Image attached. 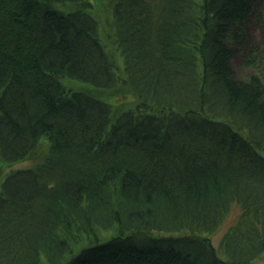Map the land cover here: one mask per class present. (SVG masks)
Segmentation results:
<instances>
[{
    "label": "trees",
    "instance_id": "trees-1",
    "mask_svg": "<svg viewBox=\"0 0 264 264\" xmlns=\"http://www.w3.org/2000/svg\"><path fill=\"white\" fill-rule=\"evenodd\" d=\"M88 6L0 0V158L49 139L0 177V264H264V48L248 25L264 35V0H113L123 76ZM248 48L257 67L238 77ZM61 77L140 102L114 117ZM234 205L221 255L209 234Z\"/></svg>",
    "mask_w": 264,
    "mask_h": 264
},
{
    "label": "rangeland",
    "instance_id": "rangeland-1",
    "mask_svg": "<svg viewBox=\"0 0 264 264\" xmlns=\"http://www.w3.org/2000/svg\"><path fill=\"white\" fill-rule=\"evenodd\" d=\"M89 6L87 10L92 13L97 21L99 22V33L102 41L105 44L106 50L111 54L114 58L115 65L118 69V72L121 76H123L122 67L124 66V59L119 50H117V46L112 43V40L109 36V33L112 31V6L113 0H88ZM59 8L63 9H73L77 8V5L74 4H58ZM248 25L251 29L250 41L249 45L253 47L255 45L256 48L263 49L264 48V35L262 33V25L263 21L260 20V16L254 15L250 21H248ZM250 49L244 50L245 52L239 51L238 54L232 60V67L236 72L238 77H243L247 72L253 71L257 67V63L255 61H249L248 54H246ZM62 82L65 84L68 90H82L87 92L97 98H100L111 105L112 115L115 117L124 110L135 109L140 102L137 94L131 87L126 86L124 83L118 84L113 88H103L93 85L92 83L85 82L72 77H64L62 78ZM49 148V139L46 136H43L40 139L39 146L36 150V153L32 156H28L25 159L14 161V162H5L0 158V177L3 178L11 169L13 168H21L27 167L35 164L42 160L45 156L47 150ZM240 214V208L236 205L232 207L228 215L225 217L221 225L209 236L212 239L213 244L219 251V254H223L221 249V241L223 234L225 231L236 222L238 215ZM116 231L114 229H102L98 228L97 233L100 236L99 238H109ZM97 235V236H98ZM98 238V239H99ZM100 240H105V239ZM85 240H88L86 237L78 238L77 243L72 245L71 253H75L81 249L82 245H84ZM69 253L67 257L69 258ZM62 260L60 264H64L66 262V258ZM260 261L264 260V255L260 257ZM41 264H50L46 259H43Z\"/></svg>",
    "mask_w": 264,
    "mask_h": 264
},
{
    "label": "bare ground",
    "instance_id": "bare-ground-1",
    "mask_svg": "<svg viewBox=\"0 0 264 264\" xmlns=\"http://www.w3.org/2000/svg\"><path fill=\"white\" fill-rule=\"evenodd\" d=\"M62 78H64V77H61V80H62ZM73 90H75V89H73ZM239 131L242 132L241 130H239ZM91 243H92L91 241H89V240H85V243H84V245H82V246H83V247H85V246H89ZM82 246H81V247H82ZM83 247H82V248H83ZM67 260H68V258H66V262H67ZM66 262H65V263H66Z\"/></svg>",
    "mask_w": 264,
    "mask_h": 264
}]
</instances>
